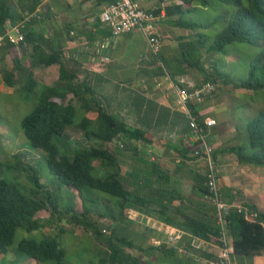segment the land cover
I'll return each instance as SVG.
<instances>
[{
    "label": "trees",
    "instance_id": "obj_1",
    "mask_svg": "<svg viewBox=\"0 0 264 264\" xmlns=\"http://www.w3.org/2000/svg\"><path fill=\"white\" fill-rule=\"evenodd\" d=\"M174 1L175 5H169L164 9L166 19L177 27L191 30L194 39H187L180 58L175 60L176 69L179 68L177 72L173 73L172 63L162 61V66L156 69L157 74L168 75L170 79L179 83L175 76L180 70L179 73H184L185 70L189 72V69L197 70L202 77L199 83L193 85L211 84L214 87L213 95L219 84L242 89L249 95L263 91L264 0ZM40 2L41 0H0V34L5 32L8 23L16 24L24 20L26 14L34 13ZM219 6H224V9L217 10ZM208 7L215 8L211 16L206 15L205 9ZM185 12L195 14V17L185 18ZM37 15L39 12L26 22L23 41L13 44L4 40L0 45V77L6 86L14 87V90L36 94L37 103L31 112L22 118L21 128L30 146L43 154L49 173L55 176L59 184L65 186L68 192L71 191L73 197L72 200L69 199L64 203L60 196L46 189L32 167V173L27 175L32 185L28 195L13 184L0 179V252L7 251L17 229L30 232L42 228L47 221L37 217V213L44 210L49 212L52 218L56 217L60 220L61 217H66L70 222L84 226L97 235L102 234L96 227L99 222L111 228L112 234L108 239L109 248L106 254H102L98 261H90L87 264H140L137 256L123 249L124 246L135 248L131 239L125 235H117L115 229H112L116 220L107 205L110 202L108 196H111L120 199L119 219L124 216L128 208H133L144 215L158 217L167 225L175 226L189 234L185 250L183 244L179 242L183 251H179L178 247L167 246L164 242L147 246L146 249L139 248L140 250L158 251L164 257L174 259L175 264H198L197 258H210L212 255L201 251L193 241L198 238L220 243L213 205L211 217H195L179 211L181 220L176 222L175 217L169 212L171 205L163 198L165 196L162 193H166L165 189L152 190L149 184L147 191H136L125 186L120 177L119 162L111 148L103 144L89 145L75 149L71 156L60 153L53 139L64 138L69 142L70 137L66 129L70 126L80 129L87 140L94 138L105 144L117 141L120 147L133 153L137 152V147L133 145L135 141L148 142L150 139L145 131L128 125L123 119L104 109L90 86L84 82L74 81L76 75L61 63V53L50 48L48 46L50 41L34 27ZM208 31L213 32L210 34ZM235 43H245L259 48V52L251 58L250 67L244 76L233 75L218 68L221 58H216L214 54L231 56L234 51L228 45ZM27 52L30 53L29 62H24L22 57ZM5 55L8 59H5ZM236 57L240 58L238 55ZM52 64H59L58 81L53 85H46L36 93L38 81L32 73L33 67L39 65L47 67ZM183 80L184 85L190 83ZM180 84L183 86L182 83ZM247 104L251 107L249 103ZM196 108L197 106L190 105L192 114L201 122L202 117L198 115ZM78 109H82L84 115L79 122L74 123ZM231 119L232 121L235 119L233 114ZM246 119L244 123L246 144L237 142L239 134L234 124L237 138L235 143L225 147L224 150L233 154L241 164L263 167L264 110H260L255 115L249 114ZM179 151L184 155L186 149L181 148ZM212 157L215 159L213 151ZM94 161L98 162L97 167L93 165ZM1 166L0 161V168ZM95 168L103 175H95L93 173ZM160 172L159 180L162 181V177L166 174L163 175L162 170ZM205 181V175L198 176L194 179V186L199 193L208 197ZM76 195L81 202V211L76 210L73 201ZM223 199L231 204L224 197ZM248 207L254 209L252 206ZM52 218L48 222L51 223ZM260 220H264L263 213H258L257 220L248 221L241 212L231 209L227 217V228L232 237L234 254L264 253V233ZM58 240L57 236L51 235H45L40 240L23 238L18 242L15 252L38 262L53 261L54 264H68L65 261V249ZM186 251L188 254H194L193 258H184L181 255V252Z\"/></svg>",
    "mask_w": 264,
    "mask_h": 264
},
{
    "label": "crops",
    "instance_id": "obj_2",
    "mask_svg": "<svg viewBox=\"0 0 264 264\" xmlns=\"http://www.w3.org/2000/svg\"><path fill=\"white\" fill-rule=\"evenodd\" d=\"M112 1L41 0L37 7L39 17L33 25L50 41L48 46L61 53V63L76 75L74 81L84 82L90 86L97 96V101L109 113L147 133L150 141H141L145 144L142 146L144 148H139L141 147L139 141L133 143L137 147L136 154L138 155V152L140 154L134 158L137 163L124 169V174L132 179L130 183L134 190L144 191L143 187L139 188L137 185L144 186V178L148 172L152 190L165 189L166 193H162L165 196L163 198L171 205L169 212L175 217L176 222L181 220L179 211L195 217H211L213 214L211 202L207 195L199 193L194 186V179L205 175V161L202 157L193 155L189 145L190 129L187 117L176 106L167 76L158 75L155 69L157 64V68L162 66V61L174 65L186 47L188 36L193 33L191 30L166 24L165 21H168L166 15L159 17L155 26L161 37V45L154 56L149 52V47H146L147 41L140 30L135 29L113 36L110 28L100 21V12ZM138 1L144 8L155 9L158 12L162 8L176 4L174 0ZM130 46L135 47V61H132L131 55L130 59L124 57V60L121 59L113 67L112 55ZM29 56L30 53L27 52L22 57L24 62H29ZM143 56L146 58L143 59ZM178 70L179 68L176 69L174 65L173 73ZM179 72L175 76L176 79H185L192 84L199 83L189 76L188 71ZM32 73L36 79L42 78L47 81L54 75L56 81L59 64L35 66ZM113 73L116 78L111 77ZM193 77L196 78L197 75L194 74ZM217 106L213 95L196 109L199 114L214 118ZM215 120L216 125L210 128L206 140L215 153L214 161L219 167L223 197L231 204L252 206L264 214V166L241 164L233 154L225 152V147L235 143L234 137L237 132L234 121L232 122L231 116L219 117L220 121ZM181 148L186 149L184 155L180 154ZM160 170L164 172L163 175L166 174L162 181L159 180ZM127 211L139 213L138 217H142L140 222L144 224L148 222L147 219L152 218L154 223L144 226L155 236L152 238L153 242H164L166 235L161 224H166L164 221L155 216L144 215L135 209ZM172 227L181 231L179 242L183 244L185 250L189 234L175 226ZM193 243L195 244V241ZM185 253L188 254L187 251ZM181 255L184 256L182 253ZM231 264H264V253L259 255L232 253Z\"/></svg>",
    "mask_w": 264,
    "mask_h": 264
},
{
    "label": "rangeland",
    "instance_id": "obj_3",
    "mask_svg": "<svg viewBox=\"0 0 264 264\" xmlns=\"http://www.w3.org/2000/svg\"><path fill=\"white\" fill-rule=\"evenodd\" d=\"M223 9L224 6H219L217 10L221 11ZM205 12L207 16H211L214 14L215 8L208 7L205 9ZM184 15L185 18L193 19L195 17V14L188 12H185ZM165 23L171 24L170 20L165 21ZM208 32L212 34L213 31ZM188 39L193 40L194 34H190ZM228 47L234 51L231 56L227 57L219 53H214L216 58H221L218 68L222 69L224 72H230L233 75L244 76L250 67L251 58L259 52V48L249 46L245 43H235L233 45H228ZM134 49V46H130L128 49L123 48L119 53L116 52L113 54V62L111 65L114 67V65L119 63L121 59L124 60V57L130 59L131 55H133L132 61H135ZM236 55L240 56V58H237ZM5 59H8V57L6 56ZM157 65L155 66V69H157ZM194 74L197 75L196 78L193 77ZM189 76L195 81H200L202 77L200 73L194 69H189ZM111 77L116 78L114 73L111 74ZM37 81L38 85L35 89L36 93L40 92L46 85H53L58 80L55 81V76L53 75L48 81L43 80L42 78L37 79ZM241 90L242 89L234 88L231 85L224 86L219 84V87L215 90V101H217L218 106L216 108L217 110H215L214 118L216 117L215 119L217 120H219V117L230 118L233 114L235 122H232L237 127V132L239 134L237 142L246 144V139L244 137V123L247 120L246 116L249 114L255 115L260 110H264V95H262L264 94V90L251 93V95L246 91ZM237 92L244 93L240 94ZM36 103L37 97L35 93L14 90V87L11 88L6 86L0 77V161L2 163L0 168V179L6 180L8 183L13 184L23 193L28 195V190L32 185L28 181L27 175L32 173V167L40 177V181L44 184L46 189L51 193L60 196L61 200L66 203L69 199L72 200V192H68L66 187L60 185L57 178L49 173L43 159V154L30 146L24 135L23 129L21 128L22 118L31 112ZM247 103H249L251 107ZM83 115L84 112L82 109H78L74 116V123L79 122ZM89 115L92 116L93 114L89 113ZM66 132L70 137L69 142H67L68 139L64 138L58 139L55 137L53 139L57 144L60 153H65L71 156L73 151L80 147H88L89 145L102 146L101 144H103L115 152L117 161L119 162L120 177L125 186L131 190L135 189L130 183L132 179L130 180V178L124 174V169L137 163L134 158L140 155L139 152L137 155L130 150H124L115 141L105 144L94 138L87 140L82 135V131L75 126L67 127ZM236 138L237 134H235L234 141ZM138 143L141 144V147H139L140 149L144 148L142 147L145 146L144 143H141V141ZM93 165L97 167L98 162L94 161ZM93 173L95 175H103L102 172L96 170V168L93 170ZM149 183L150 176L147 172L144 178L145 187H143L145 191H147ZM139 185L141 186L142 184ZM108 198L110 199V202H108L107 205L111 208L110 211L113 212L112 215L116 220V222L113 223L112 229H115L117 235L127 236L135 245V248L124 246V250L137 256L140 259V264H175L173 262L174 259L166 258L158 251L139 249H146L147 246L159 244L152 241V238L155 236L152 235V232L147 231L144 226L146 224L150 225L149 223L151 222L154 223L152 218L147 219L148 222L144 224V222H140L142 217H138L137 214L139 213H130L127 210L133 208H128L126 210L128 214L125 211L124 216L119 219L118 203L120 199L111 196H108ZM73 201L75 202L76 210L81 211V202L77 195ZM37 217L47 221V223L43 225L42 228L30 232L24 229H17L13 242L9 245L7 251L0 252V264H54L53 261L38 262L25 255L16 253L15 249L17 248V244L23 238L40 240L45 235L57 236L61 246L65 249V261L68 264H87L90 261L96 262L102 254H106L109 248L108 239L112 232L110 230L111 228L103 222H99L96 225V227L102 232V234L97 235L94 232H91V230H87L84 226L70 222L66 217H61L60 220H57L56 217L52 218V216L49 215V212L44 210L38 212ZM92 217L96 218L94 216ZM50 218L53 219L51 223L48 222ZM161 221L163 222V220ZM166 245L170 246L169 244ZM178 247H180V245H178ZM181 253L184 255V258H193V255L191 254Z\"/></svg>",
    "mask_w": 264,
    "mask_h": 264
},
{
    "label": "built area",
    "instance_id": "obj_4",
    "mask_svg": "<svg viewBox=\"0 0 264 264\" xmlns=\"http://www.w3.org/2000/svg\"><path fill=\"white\" fill-rule=\"evenodd\" d=\"M39 12L26 14L24 20L9 24L3 34H0V45L4 40L13 44H18L24 39V27L27 21ZM164 9L156 11L155 9L144 8L138 0H113L107 4L100 12V21L110 28L113 36L129 33L132 30H140L144 35L149 52L156 56L161 45V37L156 31L155 22L159 17H164ZM39 17V15H37ZM143 59L146 56L142 57ZM107 59V58H105ZM167 80L173 92L177 108L181 109L186 115L190 128L189 145L192 148V153L195 156H200L205 161L206 172L205 184L208 189V198L214 206L215 223L219 228V240L217 244L214 241H206L204 239H194L197 247L201 251L211 254L210 258H197L198 264H231V254L233 253L232 237L227 228V217L231 209H236L241 212L243 217L248 221H255L258 218V210L249 208L247 205H235L224 201L219 178V168L212 157L213 148L207 143L206 137L211 127L216 125V120L208 115L199 114L202 120H198L197 116L193 115L190 105H201L206 99L213 95V85L200 84L195 86L187 83L184 85V80L179 79V83L170 79ZM182 83L183 86L180 84ZM264 233V220L259 221ZM163 232L166 237L164 243L173 247H178L181 231L167 225L162 224ZM157 241L155 243H160ZM178 250H183L178 247ZM194 256V254H193Z\"/></svg>",
    "mask_w": 264,
    "mask_h": 264
}]
</instances>
